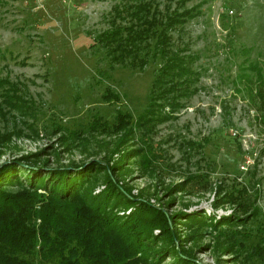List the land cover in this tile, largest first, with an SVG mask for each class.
Returning a JSON list of instances; mask_svg holds the SVG:
<instances>
[{
	"label": "rangeland",
	"instance_id": "1",
	"mask_svg": "<svg viewBox=\"0 0 264 264\" xmlns=\"http://www.w3.org/2000/svg\"><path fill=\"white\" fill-rule=\"evenodd\" d=\"M118 1L0 0V78L18 83L24 100L31 101L26 114L7 111L8 107L0 114V133L22 131L13 134L1 163L33 155L48 159L49 167L82 163L88 153L81 147L66 153L57 139L65 136L76 143L74 133L87 135L95 117L112 125L117 110L135 120L147 107L160 61L150 60L143 72L119 66L111 70L104 50L91 47L94 37L108 28L109 12ZM179 1L158 3L164 9ZM184 7L193 8L196 15L172 37L176 46H185L186 53L196 58L198 91L184 101L175 119L158 126L148 139L157 156L152 159L158 165L154 175L133 166L127 181L134 195L151 194L155 186L160 201L150 202L163 205L170 215L200 209L217 218L235 212L228 206L213 210L214 194L204 192L202 184L222 183L240 192L244 188L248 201L256 199L258 214L244 227L223 228L221 236L243 244V260L254 246H264V121L240 79L242 73H254L249 66L264 71V0H185ZM106 90L117 94L120 102L103 101ZM187 141L195 143L191 151ZM139 147L145 148L137 141L132 149ZM53 149L62 152L58 160L50 156ZM87 149L97 147L91 143ZM100 152L96 159L102 157ZM184 172L200 174L202 184L182 200L177 195L167 207L168 195L162 188L180 182ZM181 202H190L189 209ZM209 232L199 244L212 245L214 233ZM195 256L201 264L214 263L210 246ZM216 256L221 264H237L229 252ZM245 264L264 263L254 257Z\"/></svg>",
	"mask_w": 264,
	"mask_h": 264
},
{
	"label": "trees",
	"instance_id": "2",
	"mask_svg": "<svg viewBox=\"0 0 264 264\" xmlns=\"http://www.w3.org/2000/svg\"><path fill=\"white\" fill-rule=\"evenodd\" d=\"M179 2L174 8L166 5L162 9L158 0H119L109 12L108 28L93 39L91 47L104 50L111 70L119 66L143 72L150 60L160 61L148 105L135 120L117 110L112 125L95 117L87 135L74 133L76 143L65 136L58 138L66 153L77 147L88 153L79 164L49 167V160L37 155L0 162V264H201L195 259L196 251L207 246L213 264L222 262L217 253L227 252L237 264L254 257L264 263V246H254L241 260L243 244L221 238L223 228L244 227L258 214L256 199L248 201L244 188L240 192L222 183L202 184L200 174L191 172H184L180 182L163 186L168 207L177 195L182 200V195H193L195 187L202 184L204 192L214 194L213 210L228 206L235 212L217 218L200 209L170 215L163 205L150 202L151 198L160 201L155 186L151 194L139 191L134 195L127 181L133 166L154 175L158 165L152 159L157 156L148 139L158 126L175 119L184 101L198 91V73L193 67L196 58L186 53L185 46H176L172 37V32L196 15L193 8L184 7L185 0ZM249 68L254 73H242L240 79L264 121V71L256 65ZM18 86L0 78L1 115L7 107V111L20 114L29 109L31 101L24 100ZM102 100L120 102L110 90ZM13 134L22 131L0 133V159L12 146ZM137 141L145 148L132 149ZM91 143L97 149L88 151ZM185 144L189 151L195 147L191 141ZM100 151L102 157L96 159ZM61 153L53 149L50 156L58 160ZM181 205L189 209L191 204ZM208 230L214 233L213 243L203 246L199 242Z\"/></svg>",
	"mask_w": 264,
	"mask_h": 264
}]
</instances>
